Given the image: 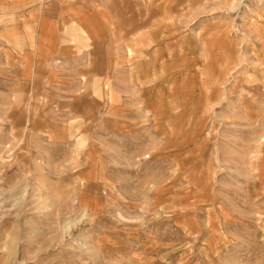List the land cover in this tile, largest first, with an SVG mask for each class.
Instances as JSON below:
<instances>
[{
  "label": "rangeland",
  "instance_id": "rangeland-1",
  "mask_svg": "<svg viewBox=\"0 0 264 264\" xmlns=\"http://www.w3.org/2000/svg\"><path fill=\"white\" fill-rule=\"evenodd\" d=\"M107 21L114 62L69 90L19 83L0 36V264H264V0Z\"/></svg>",
  "mask_w": 264,
  "mask_h": 264
},
{
  "label": "crops",
  "instance_id": "crops-1",
  "mask_svg": "<svg viewBox=\"0 0 264 264\" xmlns=\"http://www.w3.org/2000/svg\"><path fill=\"white\" fill-rule=\"evenodd\" d=\"M0 4L19 6L11 10L17 13L11 38L7 39L3 26L0 29V36L5 38L1 43L10 44L11 61L17 63L10 67L28 70L19 83H59L69 90L75 85L93 84L91 77H98L100 71L108 70L114 62L113 54H109L114 30L109 29L107 20L114 19L115 0H0ZM94 5L111 6L108 7L111 18H104L103 13L92 8ZM55 64H61L66 71L61 81L48 80L46 76V71ZM29 70H33V76ZM83 99L80 97L78 101Z\"/></svg>",
  "mask_w": 264,
  "mask_h": 264
}]
</instances>
